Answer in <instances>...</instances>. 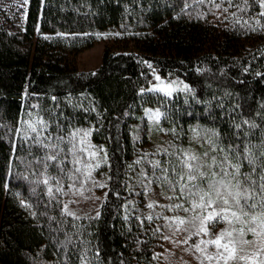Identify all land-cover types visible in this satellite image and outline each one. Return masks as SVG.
<instances>
[{
    "label": "trees",
    "instance_id": "16d2710c",
    "mask_svg": "<svg viewBox=\"0 0 264 264\" xmlns=\"http://www.w3.org/2000/svg\"><path fill=\"white\" fill-rule=\"evenodd\" d=\"M259 3L30 0L23 31L0 29V264L161 263L168 209L177 203L190 209L191 201L168 199L174 194L166 184H149L141 174L151 173L155 161L167 165L171 158L164 149L177 155L180 148L203 151L207 144L191 141L194 127L218 132L221 146L260 142L264 16ZM105 31L113 35L101 64L79 71L77 56ZM151 68L187 88L171 96L147 91ZM148 107L161 111L158 122L148 119ZM27 113L33 120L37 113H51L48 132L56 124L65 129L66 140L74 131L90 132L89 140L104 150L98 169L108 190L95 214H65L62 195L75 172L71 154L56 167L37 165L16 131L27 127ZM253 195L248 203L257 207L241 217L243 223L230 219L245 239L254 233L250 229L260 231L264 201L258 190ZM85 253L87 259L80 260Z\"/></svg>",
    "mask_w": 264,
    "mask_h": 264
},
{
    "label": "snow or ice",
    "instance_id": "6c2138e0",
    "mask_svg": "<svg viewBox=\"0 0 264 264\" xmlns=\"http://www.w3.org/2000/svg\"><path fill=\"white\" fill-rule=\"evenodd\" d=\"M229 3H231V0H229ZM244 3L247 4V0H244ZM259 7L264 9V0H260ZM260 15L264 16V11ZM153 90L165 91L164 89ZM165 95H170V93L165 91ZM26 115L29 117V120L25 121L27 127L23 131L20 129H16V131L20 132L21 140L27 144V151L29 155H32L37 165H43L45 168L56 167L64 162L68 154L75 156L77 149L74 141L80 135L79 131L72 132L66 140L65 136L61 134L65 129L59 124L53 127L52 132L47 131L51 126L49 123L52 120L51 113H48L47 117L40 116V113H37L36 115L39 118L35 120L32 119V113H27ZM153 115L158 118L160 113L157 111ZM244 123L247 124L248 121ZM249 126L253 129L257 127L255 124H250ZM46 132L47 135H45ZM53 132L57 134L55 137L56 143L50 144L49 142L53 140ZM191 132L193 133L191 137L193 143L201 141L202 144H207V147L203 151H197L192 148H180L179 155H177L176 151L164 149V154L171 158L168 160L167 165L161 161H155L152 165L153 171L151 173L141 174L142 181L147 180L149 184H166L167 191L174 194V196L167 197L170 200L175 197L176 199L183 198L185 203L191 201L190 209L179 203L175 204L174 207L183 210L185 213L190 210L196 213L199 210V214H194L187 220H178L181 225L189 224L195 227L198 233L208 234V228L205 227L206 221H212L209 228L214 230L216 223H218V218L228 211H231L233 218L243 223L241 217H248L249 210L257 207L255 202L248 203L249 200H255L253 194L257 190L262 201H264V130L260 133V142L258 144H252L251 140H248L239 143L232 141L223 146L217 143L219 133L216 131L194 127ZM90 134V132H83L82 135L87 137ZM61 143L71 144V147L59 148ZM80 143L83 144L84 140L82 139ZM33 147L37 149L36 153H32ZM49 148L52 149L51 154L45 151ZM80 151L82 152L84 149H80ZM41 152H43L42 155ZM62 152L64 156H61ZM213 152L216 155H212ZM91 155L95 156L96 152H91ZM49 161L57 163L56 165H49ZM72 162L79 163L78 160ZM136 163H140V161H136ZM157 169L159 170L158 172L156 171ZM59 170L67 171L66 168H60ZM76 171L79 172L80 169L77 168ZM168 173H171V176ZM43 183L47 185L49 183L48 179H45ZM145 187L147 186L145 185ZM48 193L51 195V188L48 189ZM147 207L151 209L153 204L149 203ZM260 207L262 209L259 218L260 223L258 224L260 231L258 233L256 229H250V231L264 236V202L261 203ZM64 212L68 216L75 217V213L68 209L67 204L64 205ZM205 213L207 214L205 215ZM151 218L150 216L148 217L149 220ZM224 218L227 219L226 216ZM251 219L255 222L257 217L253 215ZM213 235H215L214 232ZM242 235L243 230H241ZM225 236H232V232L221 231L216 239L210 241L216 245L218 251L215 257L208 256L207 259L215 258L223 260L224 264H228L229 260L244 258L236 255L235 245L238 241L229 240L227 243L221 244V240ZM67 243L72 244L70 238ZM239 243H245V241L241 240ZM79 259L82 261L86 260V253L81 255Z\"/></svg>",
    "mask_w": 264,
    "mask_h": 264
},
{
    "label": "rangeland",
    "instance_id": "374dc122",
    "mask_svg": "<svg viewBox=\"0 0 264 264\" xmlns=\"http://www.w3.org/2000/svg\"><path fill=\"white\" fill-rule=\"evenodd\" d=\"M112 35L110 32H102L94 46L77 56L76 62L79 71H95L98 68L102 61L104 47L112 40ZM151 75L152 79L146 89L147 91L164 89L170 93V95L166 96H171L174 92L184 90L188 86L182 80L162 76L155 68H151ZM165 91L155 92L165 94ZM157 111L160 113L158 118L153 115ZM146 116L151 122L156 123L161 117V111L156 107H148L146 109ZM79 133L80 135L74 141L77 149L75 156L72 154L70 156L71 168L75 172L69 179V188L65 190L62 196L64 205L67 204L71 212L95 214L99 210L108 190L105 175L97 167L105 159V153L101 147L94 145L89 140V136L84 137L82 132ZM82 139L84 140L83 144L80 143ZM162 143L163 141L155 142L154 144L161 145ZM80 149H84V151L81 152ZM91 152H96V155L92 156ZM74 160H78L79 163H73L72 161ZM77 168L80 169L79 172L76 171ZM72 177L74 178L72 179ZM181 211L183 213L179 214L180 212L172 204L164 218V243L160 251V264H224L223 260L215 258L211 260L207 259L208 256H216L217 247L210 241L216 239L221 231L232 232V236H225L221 240V244L227 243L229 240L238 241L235 245L236 255L237 257H244L229 260L228 264H259L261 257H264V253H262V249H264V236L255 233L251 235L249 232L248 239L244 238V233L241 236V231L237 228L238 225H236L237 223L231 227V211L224 213L218 218V223H216L214 230L209 228L212 221H206L205 227L208 228V234L203 232L198 233L197 229L189 224L181 225L178 223L179 219L187 220L194 214H199V210L196 213L193 211L187 212L188 214L183 210ZM213 232L215 235H213ZM241 240L245 241V243H239Z\"/></svg>",
    "mask_w": 264,
    "mask_h": 264
},
{
    "label": "built area",
    "instance_id": "2783aa9c",
    "mask_svg": "<svg viewBox=\"0 0 264 264\" xmlns=\"http://www.w3.org/2000/svg\"><path fill=\"white\" fill-rule=\"evenodd\" d=\"M30 0H0V29L18 33L26 28Z\"/></svg>",
    "mask_w": 264,
    "mask_h": 264
}]
</instances>
